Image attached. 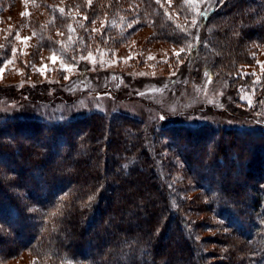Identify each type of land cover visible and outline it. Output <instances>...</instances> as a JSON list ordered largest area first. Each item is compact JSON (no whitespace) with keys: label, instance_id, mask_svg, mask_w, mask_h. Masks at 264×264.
<instances>
[{"label":"trees","instance_id":"16d2710c","mask_svg":"<svg viewBox=\"0 0 264 264\" xmlns=\"http://www.w3.org/2000/svg\"><path fill=\"white\" fill-rule=\"evenodd\" d=\"M141 2L142 20L156 40L173 44L189 36L160 1ZM126 8L124 0H96L82 13L88 23L105 19L110 26ZM54 16L64 15L58 10ZM107 25L99 36L81 25L75 39L114 49L133 31ZM201 25L199 57L210 73L229 80L232 90L249 83L239 68L251 62V49L264 45V0H218ZM156 130L150 134L142 119L120 112L0 116V163L10 165L0 171V243L22 239L1 249L0 264L22 250L39 263L43 258L41 264H211L189 220L202 200L175 199L170 167H158L153 148L174 150L205 207L226 225V264H264V128L178 124ZM20 134L25 141H17ZM110 215L117 222L108 223Z\"/></svg>","mask_w":264,"mask_h":264},{"label":"rangeland","instance_id":"374dc122","mask_svg":"<svg viewBox=\"0 0 264 264\" xmlns=\"http://www.w3.org/2000/svg\"><path fill=\"white\" fill-rule=\"evenodd\" d=\"M95 1L0 0V116L57 119L120 112L142 119L150 134L178 124L264 128V45L250 50L251 62L239 68L243 79L250 77L249 83L235 90L230 89L229 80L215 78L199 57L204 34L201 19L218 0H159L178 30L189 35L173 44L156 40L150 24H144L142 0H124L126 11L114 15L110 26L105 19L87 22L82 9L92 7ZM58 10L62 18L54 16ZM81 25L83 31L96 36L106 25L107 30L133 31L114 49L93 48L83 45L84 38L79 37L82 44L77 42L76 30ZM53 55L58 57L56 63ZM24 137L20 134L16 139L25 141ZM209 144L210 140L206 151ZM152 153L159 168L170 167L166 168L171 175L168 185L176 200H202L199 212H189L192 229L203 244L207 261L226 264L229 249L223 237L231 234L226 225L205 207L207 200L190 182L174 150L153 148ZM9 166L0 163V171ZM244 192L249 194L251 188L245 187ZM112 221L117 222L110 215L108 223ZM19 240L2 241L0 253L4 246L17 245ZM38 259L31 251L22 250L7 264L45 263Z\"/></svg>","mask_w":264,"mask_h":264},{"label":"snow or ice","instance_id":"6c2138e0","mask_svg":"<svg viewBox=\"0 0 264 264\" xmlns=\"http://www.w3.org/2000/svg\"><path fill=\"white\" fill-rule=\"evenodd\" d=\"M158 2H159V0H158ZM177 55H179V53L177 54ZM51 59H52V62L53 63H56L57 61H58V57L57 56H55V55H53L52 57H51ZM47 66H45V68H46ZM71 69L70 68H65V71H70ZM42 71H43V69H42Z\"/></svg>","mask_w":264,"mask_h":264}]
</instances>
